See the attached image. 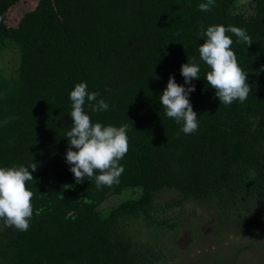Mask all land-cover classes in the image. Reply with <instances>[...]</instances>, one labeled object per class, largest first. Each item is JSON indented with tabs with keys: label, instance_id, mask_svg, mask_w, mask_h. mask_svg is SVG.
Returning a JSON list of instances; mask_svg holds the SVG:
<instances>
[{
	"label": "trees",
	"instance_id": "1",
	"mask_svg": "<svg viewBox=\"0 0 264 264\" xmlns=\"http://www.w3.org/2000/svg\"><path fill=\"white\" fill-rule=\"evenodd\" d=\"M19 1L0 0V56L16 52L12 73L0 65V167L37 169L26 184L30 227L0 231V264H163L161 240L142 229L175 233L179 223L161 213L185 204L205 207L224 234L264 226V0H215L208 12L199 10L206 0H37L13 23ZM201 25L246 30L249 46L226 34L252 90L225 106L199 61L189 94L199 127L185 135L160 95L170 75L187 87L180 68L199 60ZM80 82L109 104H85L93 123L127 125L124 172L111 187L76 183L66 163L70 92ZM166 190L177 196L159 204ZM116 195L125 196L99 208Z\"/></svg>",
	"mask_w": 264,
	"mask_h": 264
},
{
	"label": "clouds",
	"instance_id": "2",
	"mask_svg": "<svg viewBox=\"0 0 264 264\" xmlns=\"http://www.w3.org/2000/svg\"><path fill=\"white\" fill-rule=\"evenodd\" d=\"M215 0H206L199 4L202 12L211 11ZM231 32L237 37V42L246 46L254 41L246 30L234 26L210 25L197 36L204 37V43L199 47V60L193 57L191 62L181 65L182 75L187 87L175 82L169 76L166 88L160 95V103L164 106L166 116L181 124V131L190 135L198 130V115L190 103L189 94L195 91L192 81L200 78L203 61L210 71L206 73L207 84L215 89V95L225 106L234 101L243 103L251 93V87L246 83L247 72L238 65L237 57L232 50V38L226 33ZM98 92L89 91L84 82L74 86L70 92L72 101L71 130L65 136L70 147L66 151V163L70 165L76 183H83L85 177L95 178L97 188L113 186L120 182L124 167L119 163L128 152L127 125L119 127L93 123L90 116L84 111L87 103L93 112L107 111L109 104L104 99H97ZM95 102V103H92ZM75 148V150H73ZM32 172L37 164L11 168L0 167V231L5 228H14L27 231L33 216V192L26 184L33 181ZM96 172L99 174L97 175ZM71 187V185H67ZM66 187V188H68ZM59 194V193H58ZM59 197H63L59 194ZM90 202V201H89Z\"/></svg>",
	"mask_w": 264,
	"mask_h": 264
},
{
	"label": "rangeland",
	"instance_id": "3",
	"mask_svg": "<svg viewBox=\"0 0 264 264\" xmlns=\"http://www.w3.org/2000/svg\"><path fill=\"white\" fill-rule=\"evenodd\" d=\"M37 0H20L8 12V19L17 22L21 13L32 8ZM248 13L252 10L250 3H243ZM0 56V65L7 73H12L16 66V52L6 50ZM125 195L110 197L100 205L113 206L120 202ZM173 191H162L157 202L162 204L167 199L176 197ZM159 207H161L159 205ZM176 220L179 223L178 231L166 232L162 226H151L142 229V236L153 237L161 240L159 248L163 264H212L214 257L219 258L216 264H264V226L256 227L249 231L228 232L215 230L216 219L211 216L203 206L185 204L179 208H171L168 212L161 213V219ZM153 227V228H152ZM199 232L197 239L192 238V230ZM213 234L214 239L211 236Z\"/></svg>",
	"mask_w": 264,
	"mask_h": 264
}]
</instances>
